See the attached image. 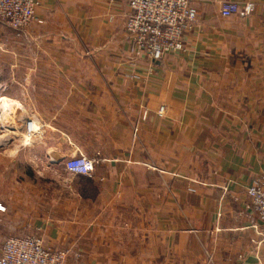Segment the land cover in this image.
Instances as JSON below:
<instances>
[{"label": "crops", "instance_id": "crops-1", "mask_svg": "<svg viewBox=\"0 0 264 264\" xmlns=\"http://www.w3.org/2000/svg\"><path fill=\"white\" fill-rule=\"evenodd\" d=\"M38 1L27 29L0 25V253L32 235L65 264H264L247 192L264 0L230 17L197 0L185 51L158 64L131 52L127 0ZM79 154L100 160L91 176L65 169Z\"/></svg>", "mask_w": 264, "mask_h": 264}, {"label": "built area", "instance_id": "built-area-1", "mask_svg": "<svg viewBox=\"0 0 264 264\" xmlns=\"http://www.w3.org/2000/svg\"><path fill=\"white\" fill-rule=\"evenodd\" d=\"M127 1L130 13L126 18V31L132 53L158 64L170 54L185 51L186 34L198 20L197 0ZM38 5V0H0V25L18 31L27 29L36 20ZM254 9L253 1L242 5L231 0L221 3V14L224 17L239 13L250 15ZM163 110L164 106H161L160 111ZM25 127L28 136L36 131L30 120ZM99 162V159L79 154L65 162V169L71 174L91 176ZM247 192L257 218L264 225V175L256 177ZM253 227L257 234L264 237L260 225L253 223ZM67 254L65 249L47 247L40 236H12L2 245L0 264H65Z\"/></svg>", "mask_w": 264, "mask_h": 264}, {"label": "rangeland", "instance_id": "rangeland-1", "mask_svg": "<svg viewBox=\"0 0 264 264\" xmlns=\"http://www.w3.org/2000/svg\"><path fill=\"white\" fill-rule=\"evenodd\" d=\"M0 105H1V103H0ZM0 154H1V114H0Z\"/></svg>", "mask_w": 264, "mask_h": 264}, {"label": "bare ground", "instance_id": "bare-ground-1", "mask_svg": "<svg viewBox=\"0 0 264 264\" xmlns=\"http://www.w3.org/2000/svg\"><path fill=\"white\" fill-rule=\"evenodd\" d=\"M25 129V128H24ZM26 137V136H25Z\"/></svg>", "mask_w": 264, "mask_h": 264}]
</instances>
